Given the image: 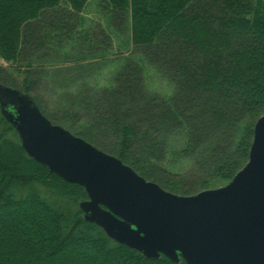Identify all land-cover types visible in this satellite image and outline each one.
Masks as SVG:
<instances>
[{
	"label": "trees",
	"instance_id": "obj_1",
	"mask_svg": "<svg viewBox=\"0 0 264 264\" xmlns=\"http://www.w3.org/2000/svg\"><path fill=\"white\" fill-rule=\"evenodd\" d=\"M87 2L0 0V83L166 190L230 180L264 111V0H98L86 25ZM114 33L130 48L110 82L79 81L47 113L42 92L58 67L107 58ZM146 65L172 85L168 96L148 93ZM180 161L191 163L178 170ZM82 198L83 186L28 156L0 113V264H185L116 243L84 220Z\"/></svg>",
	"mask_w": 264,
	"mask_h": 264
},
{
	"label": "water",
	"instance_id": "obj_2",
	"mask_svg": "<svg viewBox=\"0 0 264 264\" xmlns=\"http://www.w3.org/2000/svg\"><path fill=\"white\" fill-rule=\"evenodd\" d=\"M0 113L35 161L83 186L84 220L146 258L185 264H264V111L247 160L226 183L178 194L53 123L32 95L0 83Z\"/></svg>",
	"mask_w": 264,
	"mask_h": 264
},
{
	"label": "rangeland",
	"instance_id": "obj_3",
	"mask_svg": "<svg viewBox=\"0 0 264 264\" xmlns=\"http://www.w3.org/2000/svg\"><path fill=\"white\" fill-rule=\"evenodd\" d=\"M98 12V0H88L82 11L86 25L99 19L100 15ZM129 48L130 46L126 41V36L124 34L114 33L112 52L107 58L95 60L90 66L84 64V66L82 65L83 68H80V63H76L73 58L68 59L58 67L52 79L50 78L44 85L41 104L45 111L55 112V109H60L61 104L65 103L66 95L79 88V81L88 78L87 82L92 85L103 86L108 84L111 73L119 63V58L129 55L127 53ZM144 75L148 93L168 96L172 92V85L164 75L157 72L154 68L146 65ZM56 124L62 125L60 123ZM62 126L65 127L64 125ZM190 163V161H180L175 166L178 170H185Z\"/></svg>",
	"mask_w": 264,
	"mask_h": 264
}]
</instances>
